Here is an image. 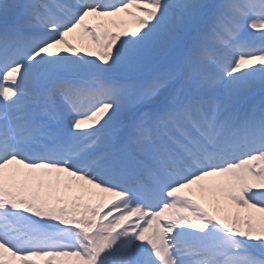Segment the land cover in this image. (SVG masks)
Wrapping results in <instances>:
<instances>
[{"label": "snow or ice", "instance_id": "1", "mask_svg": "<svg viewBox=\"0 0 264 264\" xmlns=\"http://www.w3.org/2000/svg\"><path fill=\"white\" fill-rule=\"evenodd\" d=\"M0 264H264V0H0Z\"/></svg>", "mask_w": 264, "mask_h": 264}, {"label": "rangeland", "instance_id": "2", "mask_svg": "<svg viewBox=\"0 0 264 264\" xmlns=\"http://www.w3.org/2000/svg\"><path fill=\"white\" fill-rule=\"evenodd\" d=\"M93 203H100L101 201H92ZM103 202H105L106 203V201H103Z\"/></svg>", "mask_w": 264, "mask_h": 264}, {"label": "bare ground", "instance_id": "3", "mask_svg": "<svg viewBox=\"0 0 264 264\" xmlns=\"http://www.w3.org/2000/svg\"><path fill=\"white\" fill-rule=\"evenodd\" d=\"M205 203L207 204V201H205Z\"/></svg>", "mask_w": 264, "mask_h": 264}]
</instances>
